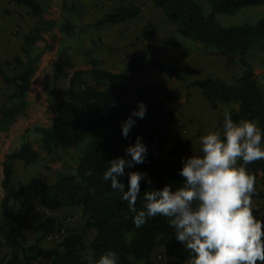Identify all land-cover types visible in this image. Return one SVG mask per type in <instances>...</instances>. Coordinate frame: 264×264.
Masks as SVG:
<instances>
[{
	"label": "trees",
	"instance_id": "trees-1",
	"mask_svg": "<svg viewBox=\"0 0 264 264\" xmlns=\"http://www.w3.org/2000/svg\"><path fill=\"white\" fill-rule=\"evenodd\" d=\"M22 4L36 15L44 11L39 0H11ZM210 7L206 13L199 0H155L161 7L169 22L175 24L176 30L188 38L204 43L217 53L240 63L244 69L235 83H230L221 76L210 73L195 79L188 86L196 85L202 95L217 107L220 102L230 105L233 120L256 119L264 128V89L259 77L248 60V52L254 44L264 48V16L256 23H244L225 26L216 19V13H232L246 6L260 5L264 0H204ZM141 8L138 5H120L112 12L102 15L97 24L119 23L127 18L137 16ZM41 36L40 28L24 36V42L33 44ZM147 41L145 53L126 63V70L158 69L168 76L184 80L185 75L177 66L161 58L149 55L152 53L154 28L148 21L143 28ZM17 62L23 61L17 58ZM5 63H11L6 59ZM83 70H77L70 78L66 97L59 100L51 126L38 127L41 132V148L48 153L58 149H68L86 142L78 156V161L69 170H57L55 180L43 182L40 187V199L44 208L56 210L61 207L78 205L81 207L83 224L62 235L52 244L42 241L50 233L59 229L60 220L56 216H46L39 223L40 235L35 241H29L24 229L18 224L15 206L25 191L14 180V161L21 159L26 164L36 162L41 153L29 140L20 149L6 153L3 169L0 168V188L4 196L0 198V246L9 250L8 258L0 264H89V253L92 263L99 259L106 250H114L119 255V264H149L150 256L159 247L177 259H189V251L175 239V231L167 223V218L156 216L147 219L136 227L132 214L128 211L127 201L123 200L119 190L112 189L110 180L103 179V172L108 162L124 155L125 148L134 143L140 135L147 144L146 160L129 170H145L152 183L141 181V191L163 188L171 184L174 188L182 185L183 177L181 158L201 153H189L188 141L179 140L175 144L169 141V129L176 122L175 110L165 103L166 98L173 96L165 82L140 80L135 84L134 92L129 91L118 81V75L112 71L94 66L91 80L85 81ZM34 75L32 63L14 77H9L0 63V76L13 82L20 95H25ZM80 84V87H77ZM147 105L143 118L136 117V124L129 135H122L121 123L137 107V102ZM8 106V105H7ZM3 107L0 110V131L16 115L17 106ZM223 113L218 118V125L223 126ZM248 169L255 175V187L258 197L264 199V159L256 160ZM91 169L92 175L85 173ZM127 190V175L121 177ZM137 208L143 206L140 199ZM95 230L90 239L87 232ZM264 239V237H262ZM87 257V259H85ZM41 261H46L42 263ZM259 264V262H258Z\"/></svg>",
	"mask_w": 264,
	"mask_h": 264
},
{
	"label": "rangeland",
	"instance_id": "rangeland-1",
	"mask_svg": "<svg viewBox=\"0 0 264 264\" xmlns=\"http://www.w3.org/2000/svg\"><path fill=\"white\" fill-rule=\"evenodd\" d=\"M39 1L44 7L41 15L34 14L25 5L11 0H0V63L3 70L9 77H14L30 63L34 67L31 87L25 95L17 92L13 82H8L0 76V110L7 105V107L15 105L18 111L12 116L8 127L0 131V159L4 160L6 155L2 148L4 150L11 145V150L15 151L29 140L41 153L36 162L29 163L33 165L34 172L44 168L49 170L50 174L51 170L56 174L57 170L67 171L69 168H74L89 138L77 146L48 153L41 148L42 134L38 131V127L52 125L56 105L59 100L66 97L70 78L74 72L83 70L84 80L90 81L94 66L118 75V81L130 95L134 92L135 84L140 80L165 82L173 96L164 101L175 110L177 117L176 122L169 129V141L171 144L179 140L188 141L189 153H201L200 137L209 131L221 129L218 118L223 111L230 108V105L220 102L217 107H212L202 95L201 89L194 84L188 86V83L210 73L235 83L244 67L237 61L228 64L226 56L217 53L202 42L179 33L175 24L167 20L163 9L155 4V0ZM199 1L203 3L205 12L209 13L210 7L207 2ZM131 4L141 8L139 15L131 17L136 25L148 21L153 23L152 53L148 56L153 55L161 59L165 57L170 63L175 60L177 64L173 62L172 64L185 75L184 80L148 67L142 70H126V65L122 63L124 57L114 56V52L111 51L112 30L106 28L107 23L97 24L96 21L120 5ZM263 16L264 3L242 7L232 13H216L217 21L225 26L256 23ZM37 27L40 28L41 36L33 44L25 43L24 36L34 33ZM144 39L146 40L145 37ZM136 40V48L133 49L132 54L127 55L129 61L142 56L146 51L143 46L139 48L138 37ZM17 58L23 61L22 64L17 62ZM6 59L11 60V63H5ZM118 59H122V62L119 63ZM248 60L264 89V48L257 43L254 44L248 52ZM77 87H80V84ZM12 131L15 132L11 136ZM15 135L19 136L13 139ZM3 160L0 161L1 169H3ZM16 176L14 180L18 185L17 179L22 178L23 174L18 170ZM24 176L28 181L36 177L33 173ZM37 181L31 188L33 196ZM3 196L4 191L0 188V198ZM36 206L32 204L26 209V218L31 223L43 218L41 210L37 211ZM36 211L37 214H32ZM259 211L264 214L263 207L259 208ZM1 217L0 210V219ZM65 219L66 217L62 221ZM82 224L83 220L79 217L76 219L74 217L70 222H63L59 226V231L60 228L65 230L60 232L61 236L71 230L80 229ZM91 236L92 230H89L87 238L90 239ZM48 240L50 244L55 241L52 238ZM9 253L5 246H0V261L8 258ZM160 255L161 257L157 256V264H183L166 256L164 252H160ZM91 261L92 259L89 258V262ZM41 262L46 263V261Z\"/></svg>",
	"mask_w": 264,
	"mask_h": 264
},
{
	"label": "clouds",
	"instance_id": "clouds-1",
	"mask_svg": "<svg viewBox=\"0 0 264 264\" xmlns=\"http://www.w3.org/2000/svg\"><path fill=\"white\" fill-rule=\"evenodd\" d=\"M147 105L137 107L121 123L127 138L143 118ZM221 129L200 137L201 154L181 158V186L141 191V181L151 184L145 170H129L146 160L148 147L140 135L124 150L125 154L108 162L103 179L122 193L136 227L147 219L163 216L174 228L175 239L189 251L188 264H264V214L254 198L259 196L256 177L250 163L264 159V128L259 120H233L230 111L223 113ZM86 175H92L89 169ZM127 175L126 185L121 177ZM140 199L143 206L137 208ZM87 259V257H85ZM95 264H119V255L106 250Z\"/></svg>",
	"mask_w": 264,
	"mask_h": 264
},
{
	"label": "crops",
	"instance_id": "crops-1",
	"mask_svg": "<svg viewBox=\"0 0 264 264\" xmlns=\"http://www.w3.org/2000/svg\"><path fill=\"white\" fill-rule=\"evenodd\" d=\"M134 19L131 18H127L126 20L119 22V23H110L107 22V24L105 26H107L106 28H109L112 30V47L113 49L111 50L112 52H114V56L117 55V57L123 58V62L122 59H118V62H122L124 65H126V63L129 61L127 58L128 54H132L133 53V49L136 48V37L139 38V48H147V41L144 39L143 36V28L146 24V22L144 23H139L138 25H136L135 21H132ZM170 47H171V43H170ZM142 51V50H139ZM163 59H165L166 61L167 58L162 57ZM189 59V58H188ZM192 61V60H191ZM173 63L177 62L175 60L172 61ZM171 62V63H172ZM179 66V65H178ZM15 131H12L11 136L14 134ZM19 135H15L13 137V139ZM12 139V140H13ZM12 146L10 145L9 148L7 147L6 149L3 150V148L1 149L3 152L8 153L11 150ZM3 160L0 159V161ZM14 167H15V172H14V178L16 179V173L17 171H21L23 176L22 178L17 179L18 185L20 187H22L25 191L23 197L17 202L16 206H15V213H16V218H17V222L18 224L24 229L26 235H27V239L29 241H35L37 239V237L40 235V230L38 228L39 223L41 220H43L46 216H56L59 218L60 221H62V219L64 217H74L75 219L77 217L80 218V220L82 219V215H81V207L78 205H72V206H66V207H61L59 209L56 210H48L46 208H44L43 204L41 203V199H40V194H37L35 196L32 195V191L31 188L34 185L35 181L38 180L36 182V185L39 186L41 185L43 182H48L51 183L55 180L56 174L54 171H50L51 174L48 172L49 170L47 169H40L39 171H33V165L31 164H26L23 160L21 159H15L14 161ZM1 168V167H0ZM33 171V172H32ZM35 174L36 177L33 180H26V178H24L26 176H30V174ZM47 174V177H46ZM35 180V181H34ZM28 200H30V202L28 203ZM254 203L257 205L258 210L259 208L263 207L264 208V199L260 198H254ZM35 204L37 205L36 207L38 208L37 211L41 210V214L43 215L41 219H39L38 221H36V223H31L27 218H26V209L32 205ZM36 212H32V214H37ZM96 234L95 230H92V236L94 237ZM52 238L53 240H58L61 238V235H56L55 233L51 234V236L49 237L48 235L46 236V238L42 241L43 244L49 245L50 242L48 239ZM2 236L0 235V241H2ZM160 252H164L166 256H170L166 250L161 246L159 248H157L155 250V252H153V254L150 256L148 262L149 264H157V256H161ZM91 253H89V258H91ZM171 257V256H170ZM172 259H174L175 261H180L183 264H188V260L189 259H177L174 257H171ZM89 264H93L92 262H89Z\"/></svg>",
	"mask_w": 264,
	"mask_h": 264
},
{
	"label": "built area",
	"instance_id": "built-area-1",
	"mask_svg": "<svg viewBox=\"0 0 264 264\" xmlns=\"http://www.w3.org/2000/svg\"><path fill=\"white\" fill-rule=\"evenodd\" d=\"M40 187H41V185L37 186V188L33 190V194H35V195L40 194ZM72 220H73V217H66L65 221H61V222H60V225L63 224V222L66 223V222H70V221H72ZM64 231H65V230H64L63 228H60V231H59V229H58V230H56V231L53 232V233H55L56 235H57V234H58V235H61L60 232H64ZM53 233H50V234H49V237H50L51 234H53ZM159 257H161V256H159Z\"/></svg>",
	"mask_w": 264,
	"mask_h": 264
}]
</instances>
